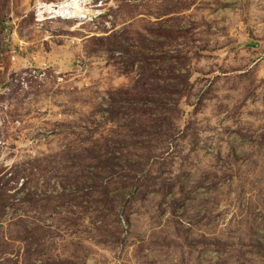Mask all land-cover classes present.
Listing matches in <instances>:
<instances>
[{
    "label": "rangeland",
    "instance_id": "374dc122",
    "mask_svg": "<svg viewBox=\"0 0 264 264\" xmlns=\"http://www.w3.org/2000/svg\"><path fill=\"white\" fill-rule=\"evenodd\" d=\"M0 264H264V0H0Z\"/></svg>",
    "mask_w": 264,
    "mask_h": 264
},
{
    "label": "bare ground",
    "instance_id": "6f19581e",
    "mask_svg": "<svg viewBox=\"0 0 264 264\" xmlns=\"http://www.w3.org/2000/svg\"><path fill=\"white\" fill-rule=\"evenodd\" d=\"M77 1V0H74ZM79 2L81 0H78ZM68 2L59 3V4H41L40 10H44L43 13L50 14V15H60L66 7H68ZM64 13V12H63Z\"/></svg>",
    "mask_w": 264,
    "mask_h": 264
}]
</instances>
